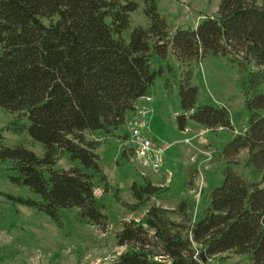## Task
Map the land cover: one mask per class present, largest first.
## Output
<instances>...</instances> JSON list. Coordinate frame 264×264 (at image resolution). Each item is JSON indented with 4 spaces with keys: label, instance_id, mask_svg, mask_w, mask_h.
<instances>
[{
    "label": "trees",
    "instance_id": "16d2710c",
    "mask_svg": "<svg viewBox=\"0 0 264 264\" xmlns=\"http://www.w3.org/2000/svg\"><path fill=\"white\" fill-rule=\"evenodd\" d=\"M141 4L149 23L134 26L131 15ZM171 52L182 63L223 55L246 70L241 85L249 125L225 147L224 181L211 191L198 220L192 221L189 200L175 208L148 205L160 188L149 179L132 184L137 202L124 206L149 207L143 220L127 221L117 232V245L127 249L113 264H206L227 251L264 264V93L258 91L264 82V0H221L216 17L172 37L157 0H0V107L18 113L6 129L25 132L44 148L39 156L23 145L8 146L0 129V162L12 164L6 177L36 197L0 194L61 227L62 210L72 208L80 223L106 226L95 191L99 183L105 191L111 186L94 134L116 135L137 100L150 96L157 77L174 71L166 59ZM153 56L166 68L155 67ZM250 65L257 69L249 71ZM165 85L172 87L167 77ZM178 88L182 110L193 111L191 120L205 128L231 127L226 107L198 104L190 77ZM245 149V164L260 173L258 182L232 166ZM63 156L70 168L57 167Z\"/></svg>",
    "mask_w": 264,
    "mask_h": 264
},
{
    "label": "rangeland",
    "instance_id": "374dc122",
    "mask_svg": "<svg viewBox=\"0 0 264 264\" xmlns=\"http://www.w3.org/2000/svg\"><path fill=\"white\" fill-rule=\"evenodd\" d=\"M220 1L157 0L171 37L178 29H195L206 17H216ZM131 18L134 26L149 23L142 4ZM166 59L173 65L174 71L157 77L150 96L137 100L136 111L129 115V121L119 127L116 135H107L103 131L94 134L101 141L98 153L111 186L110 191H105L104 183H99L95 191L104 204L107 225L80 223L76 216L78 209L72 208L62 210L61 227L35 208L11 203L0 194V264H113L127 249L126 246L117 245V232L127 221L143 220L148 205L175 208L182 199H187L192 203L193 222L204 214L210 204L211 191L220 186L225 178L224 172L228 166L223 155L225 147L236 135L244 133L249 125L250 113L245 106L241 85L248 72L223 55H208L199 61L182 63L171 52ZM152 60L155 67L158 68L160 64L165 67V60L157 56H153ZM256 69L252 65L248 67L249 71ZM166 77L172 83L170 89L166 88ZM188 77L199 89L198 104L227 108L231 116L230 128H205L189 118L192 110H182L178 87L179 82ZM258 91L264 93V82L259 85ZM183 113L189 118L191 128L187 131L178 128L177 117ZM17 117L18 113L7 112L0 107L3 142L8 146L23 145L42 156L44 148L41 143L25 132L14 134L6 129ZM133 119H144V132L158 145L171 144L164 153V163L159 171L142 165L136 156L130 123ZM247 157L248 151L242 150L232 166L247 180L258 182L261 175L245 164ZM11 165L9 161L0 162V192L36 197L25 186H17L9 181L6 174ZM71 166L66 156L57 163L60 168ZM144 179H149L160 188L159 192L151 197L147 206L136 211L127 210L125 202H137L132 193V184ZM116 195H120L122 201ZM206 264L252 263L249 255L227 251L212 257Z\"/></svg>",
    "mask_w": 264,
    "mask_h": 264
},
{
    "label": "built area",
    "instance_id": "2783aa9c",
    "mask_svg": "<svg viewBox=\"0 0 264 264\" xmlns=\"http://www.w3.org/2000/svg\"><path fill=\"white\" fill-rule=\"evenodd\" d=\"M133 120L130 123L132 126V141L134 143L133 149L136 156L141 160L142 165L150 167L154 171H159L164 163V153L171 147V144L158 145L152 137L144 132V119Z\"/></svg>",
    "mask_w": 264,
    "mask_h": 264
},
{
    "label": "water",
    "instance_id": "95a60500",
    "mask_svg": "<svg viewBox=\"0 0 264 264\" xmlns=\"http://www.w3.org/2000/svg\"><path fill=\"white\" fill-rule=\"evenodd\" d=\"M177 121H178L179 130L186 131V124L188 121V115L186 113L178 115ZM202 257H203V262H206L208 260L207 257L205 256V254H203Z\"/></svg>",
    "mask_w": 264,
    "mask_h": 264
},
{
    "label": "crops",
    "instance_id": "0c3cea01",
    "mask_svg": "<svg viewBox=\"0 0 264 264\" xmlns=\"http://www.w3.org/2000/svg\"><path fill=\"white\" fill-rule=\"evenodd\" d=\"M146 106V105H145ZM189 119V118H188ZM191 127H189L188 125V121H187V124H186V131L189 130Z\"/></svg>",
    "mask_w": 264,
    "mask_h": 264
}]
</instances>
